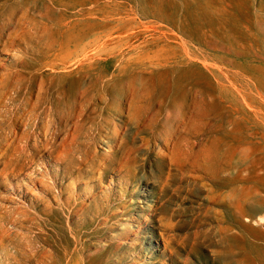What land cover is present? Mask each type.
Instances as JSON below:
<instances>
[{
    "label": "rangeland",
    "instance_id": "1",
    "mask_svg": "<svg viewBox=\"0 0 264 264\" xmlns=\"http://www.w3.org/2000/svg\"><path fill=\"white\" fill-rule=\"evenodd\" d=\"M0 65V264H264V0H0Z\"/></svg>",
    "mask_w": 264,
    "mask_h": 264
},
{
    "label": "bare ground",
    "instance_id": "2",
    "mask_svg": "<svg viewBox=\"0 0 264 264\" xmlns=\"http://www.w3.org/2000/svg\"><path fill=\"white\" fill-rule=\"evenodd\" d=\"M19 1H20V0H19ZM23 2H24V0H23ZM9 3H10V2H9ZM63 3H64V2H63ZM27 4H29V3H27ZM24 5H25V3H24ZM23 7H24V6H23ZM25 7H26V5H25ZM32 7H33V6H32ZM32 7H31V8H32ZM1 8H2V5H1ZM20 8H22V6H21ZM25 10H26V8H25ZM26 11H28V10H26ZM31 11H32V10H31ZM14 13H15V12H14ZM31 14H32V13H31ZM18 15H19V14H18ZM18 15H17V16H18ZM30 16H31V15H30ZM12 17H13V16H12ZM24 17H25V16H24ZM28 18H29V17H28ZM20 20H21V19H20ZM20 20H19V22H20ZM15 22H16V21H15ZM15 22H14V24H15ZM19 22H18V23H19ZM25 23H26V21H25ZM14 24H13V25H14ZM5 28H7V27H5ZM11 28H12V27H10V29H11ZM10 29H9V30H10ZM18 30H20V29H18ZM21 30H22V29H21ZM6 35H7V34H6ZM4 36H5V35H4ZM4 39H5V38H4ZM8 39H9V38H8ZM7 43H8V42H7ZM6 48H7V47H5V49H6ZM3 51H4V50H3ZM1 55H2V54H1ZM8 61H9V60H8ZM24 61H25V60H24ZM22 63H23V61H22ZM2 64H3V63H2ZM0 66H1V65H0ZM10 67H11V66H10ZM13 73H14V70H13ZM12 75H14V74H12ZM12 78H13V77H12ZM25 79H26V78H25ZM21 80H22V79H21ZM23 80H24V79H23ZM23 80H22V81H23ZM10 82H11V80H10ZM23 82H24V81H23ZM25 85H26V84H25ZM8 87H9V86H8ZM24 87H25V86H24ZM20 90H21V87H20ZM10 91H11V90H10ZM10 91H8V92L10 93ZM13 91H14V90H13ZM25 92H26V91H25ZM9 93H8V94H9ZM11 93H12V92H11ZM7 96H8V95H7ZM1 97H2V96H1ZM20 97H21V96H20ZM27 97H28V95L26 96V98H27ZM18 99H19V98L16 97L15 101L18 100ZM21 99H22V98H21ZM32 99H33V98H32ZM40 99H41V98H40ZM5 100H6V99H5ZM41 100L43 101V99H41ZM41 100H40V101H41ZM15 101H14V102H15ZM27 101H28V100H27ZM6 102H7V101H6ZM12 102H13V101H12ZM16 102H17V101H16ZM10 103H11V102H10ZM25 103H26V102H25ZM27 103H28V102H27ZM27 103H26V104H27ZM39 103H40V102H39ZM0 105H2V104H0ZM16 105H17V104H16ZM41 105H42V104H41ZM8 106H9V105H8ZM28 106H29V105H28ZM21 107H22V106H21ZM30 107H31V106H30ZM30 107H29V108H30ZM0 108H1V106H0ZM2 108H3V107H2ZM27 108H28V107H27ZM29 108H28V109H29ZM38 108H39V107H38ZM10 109H11V108H10ZM39 109H40V108H39ZM24 110H25V109H24ZM24 110H23V112H24ZM36 112H37V111H36ZM13 113H14V112H13ZM8 114H9V113H8ZM28 114H29V113H28ZM11 115H14V114H11ZM11 115H10V116H11ZM22 115H24V114L22 113ZM16 116H17V115H16ZM11 117H12V116H11ZM11 117H10V119H11ZM25 117H26V116H25ZM36 117H37V116H36ZM36 117H35V118H36ZM26 118H27V117H26ZM33 118H34V117H33ZM14 119H15V118H14ZM24 119H25V118H24ZM20 120H21V119H20ZM30 120H31V119H30ZM34 120H35V119H34ZM34 120H33V121H34ZM40 120H41V119H40ZM9 121H10V120H9ZM12 121H13V120H12ZM18 121H19V119H18ZM38 121H39V120H38ZM26 122H27V120L25 121V124H26ZM14 123H15V122H14ZM43 123H44V122H43ZM6 124H7V123H6ZM6 124H5V125H6ZM9 124H10V123H9ZM19 124H20V123H19ZM19 124H18V125H19ZM33 124H34V123H33ZM7 125H8V124H7ZM29 125L31 126L30 122H29ZM29 125H28V126H29ZM44 125H45V124H44ZM34 126H35V125H34ZM40 126H42V125H40ZM46 126H47V125H46ZM18 127H19V126H18ZM37 128H38V125H37ZM11 129H12V128H11ZM11 129H10V130H11ZM32 129H33V128H32ZM34 129H35V128H34ZM7 130H8V129H7ZM12 130H13V129H12ZM5 131H6V130H5ZM18 131H19V130H18ZM29 131H30V130H29ZM44 131H45V130H44ZM1 132H2V131H1ZM32 132H33V131H32ZM3 133H4V131H3ZM13 133H14V132H13ZM17 133H18V132H17ZM37 133H38V132H37ZM41 133H42V132H41ZM19 134H20V133H19ZM28 134H29V133H28ZM4 135H5V134H4ZM7 135H8V134H7ZM12 135H13V134H12ZM12 135H11V136H12ZM14 135H15V134H14ZM25 135H26V134H25ZM11 136H10V138H11ZM16 136H17V135H16ZM27 136H28V135H27ZM20 137H21V136H20ZM35 137H36V136H35ZM42 137H43V136H42ZM2 138H3V137H2ZM29 138H30V134H29ZM29 138H28V139H29ZM0 139H1V138H0ZM3 139H6V138H3ZM16 139H17V137H16ZM31 139H32V138H31ZM34 139H35V138H34ZM37 139H38V138H37ZM1 140H2V139H1ZM157 140H158V139H157ZM157 140H156V141H157ZM6 141H7V140H6ZM22 141H24V140L22 139ZM22 141H21V142H22ZM28 141H30V140H28ZM31 141H32V140H31ZM42 141H43V140H42ZM42 141H40V142H42ZM112 141H113V140H112ZM4 142H5V141H4ZM7 142H8V141H7ZM14 142H15V141H14ZM26 142H27V141H26ZM18 143H20V142H18ZM125 143H126V142H125ZM127 143H130V142H127ZM156 143H157V142H156ZM3 144H4V143H3ZM32 144H33V143H32ZM46 144H47V143H46ZM13 145H14V144H13ZM18 145H19V144H18ZM18 145H17V146H18ZM24 145H25V144H24ZM24 145H23V146H24ZM40 145H41V143H40ZM108 145H109V144H108ZM156 145H157V144H156ZM166 145H168V143L165 144V146H166ZM0 146H1V145H0ZM5 146H6V145H5ZM28 146H29V145H28ZM119 146H121V145H119ZM13 147H14V146H13ZM24 147H25V146H24ZM38 147H39V146H38ZM108 147H111V146H108ZM29 148H30V147H29ZM33 148H34V147H33ZM39 148H40V147H39ZM39 148H38V149H39ZM45 148H46V147H45ZM8 149H9V148H8ZM11 149H12V148H11ZM17 149H18V148H17ZM25 149H26V147H25ZM40 149H41V148H40ZM112 149H113V148H112ZM9 150H10V149H9ZM18 150H19V149H18ZM27 150H29V149H27ZM32 150H34V149H32ZM109 151H110V150H109ZM114 151H115V150H114ZM122 151H123V150H122ZM160 151H161V150H160ZM10 152H12V151H10ZM26 152H27V151H26ZM30 152H31V151H30ZM82 152H83V151H82ZM117 152H118V151H117ZM20 153H21V152H20ZM27 153H29V152H27ZM41 153H42V151H41ZM118 153H119V152H118ZM14 154H17V152H15ZM32 154H33V153H32ZM116 154H117V153H116ZM18 155H19V154H18ZM18 155H17V156H18ZM30 155H31V154H30ZM39 155H40V154H39ZM80 155H81V154H80ZM83 155H84V154H82V156H83ZM85 155H86V153H85ZM107 155H108V154H107ZM111 155H112V154H111ZM111 155H110V156H111ZM113 155H114V154H113ZM113 155H112V156H113ZM125 155H126V154H125ZM130 155H131V153H130ZM7 156H8V155H7ZM27 156H28V155H27ZM35 156H36V154H35ZM82 156H81V157H82ZM115 156H116V155H114L113 157H115ZM128 156H129V154H128ZM24 157H25V156H24ZM33 157H34V155H33ZM33 157H31V158H33ZM83 157L85 158L86 156H83ZM132 157H134V156H132ZM27 158H28V157H27ZM127 158H128V157H127ZM127 158H126V159H127ZM129 158H130V157H129ZM17 159H18V158H17ZM82 159H83V158H82ZM106 159H107V158H106ZM123 159H124V158H123ZM6 160H7V159H6ZM24 160H25V159H24ZM24 160H23V161H24ZM79 160H80V159H79ZM112 160L114 161V159H112ZM115 160H116V158H115ZM130 160H131V159H130ZM134 160H135V158H134ZM4 161H5V160H4ZM31 161H32V160H31ZM82 161H83V160H82ZM98 161H99V160H98ZM98 161L96 162V165H97ZM123 161L125 162L126 160L124 159ZM135 161H136V160H135ZM86 162H87V161H86ZM114 162H115V161H114ZM133 162H134V161H133ZM133 162H132V164H133ZM1 163H2V162H1ZM28 163H29V162H28ZM103 163H104V162H103ZM110 163H111V162H110ZM120 163H121V162H120ZM120 163H119V164H120ZM19 164H21V163H19ZM19 164H18V165H19ZM26 164H27V163H26ZM26 164H25V165H26ZM83 164H84V163H83ZM85 164H86V163H85ZM98 164H101V163H98ZM112 164H113V162L111 163V165H112ZM134 164H135V163H134ZM18 165H16V166L18 167ZM23 165H24V164H23ZM23 165H22V166H23ZM25 165H24V166H25ZM30 165H31V164H30ZM16 166H15V167H16ZM92 166H95V164L92 165ZM104 166H105V165H104ZM106 166H107V165H106ZM108 166H109V165H108ZM133 166H134V165H133ZM133 166H131V167H133ZM80 167H82V166H80ZM96 167H97V166H96ZM99 167H100V165H99ZM122 167H125V166H122ZM20 168H21V167H20ZM94 168H95V167H94ZM91 169H92V168H91ZM96 169H97V168H96ZM100 169H101V167H100ZM111 169H112V168H111ZM23 170H24V169H23ZM92 170H93V169H92ZM98 170H99V169H98ZM98 170H95V172L98 171ZM118 170H119V168H118ZM126 170H127V169H126ZM3 171H4V170H3ZM19 171H20V169H19ZM232 171H233V170H232ZM14 172H15V171H14ZM16 172H17V171H16ZM32 172H33V171H32ZM102 172H103V170H102ZM0 173H2V172H0ZM134 173H135V171H134ZM136 173H137V172H136ZM100 174H101V173H100ZM132 175H133V174H132ZM135 175H136V174H135ZM31 177H32V175H31ZM38 179H39V178H38ZM43 179H44V178L39 179L40 182H41ZM135 179H137V178H135ZM31 182H32V181H31ZM35 185H36V184H35ZM150 208H151V207H150Z\"/></svg>",
    "mask_w": 264,
    "mask_h": 264
}]
</instances>
